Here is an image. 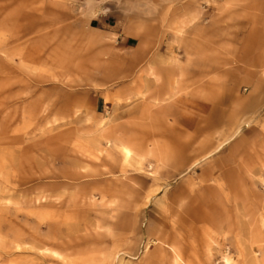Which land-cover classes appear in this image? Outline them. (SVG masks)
I'll return each instance as SVG.
<instances>
[{
  "label": "rangeland",
  "instance_id": "374dc122",
  "mask_svg": "<svg viewBox=\"0 0 264 264\" xmlns=\"http://www.w3.org/2000/svg\"><path fill=\"white\" fill-rule=\"evenodd\" d=\"M0 264H264V0H0Z\"/></svg>",
  "mask_w": 264,
  "mask_h": 264
},
{
  "label": "bare ground",
  "instance_id": "6f19581e",
  "mask_svg": "<svg viewBox=\"0 0 264 264\" xmlns=\"http://www.w3.org/2000/svg\"><path fill=\"white\" fill-rule=\"evenodd\" d=\"M124 153L126 157H130L131 151L127 147H124ZM169 162L172 163L173 159H170Z\"/></svg>",
  "mask_w": 264,
  "mask_h": 264
},
{
  "label": "crops",
  "instance_id": "0c3cea01",
  "mask_svg": "<svg viewBox=\"0 0 264 264\" xmlns=\"http://www.w3.org/2000/svg\"><path fill=\"white\" fill-rule=\"evenodd\" d=\"M252 92H254V88H253V90L251 91V94H253Z\"/></svg>",
  "mask_w": 264,
  "mask_h": 264
}]
</instances>
